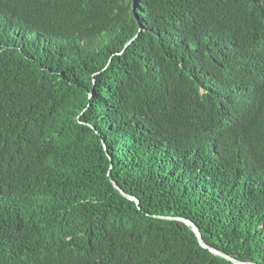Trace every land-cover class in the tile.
I'll return each instance as SVG.
<instances>
[{"label":"trees","instance_id":"16d2710c","mask_svg":"<svg viewBox=\"0 0 264 264\" xmlns=\"http://www.w3.org/2000/svg\"><path fill=\"white\" fill-rule=\"evenodd\" d=\"M159 216L264 264V0H0V264H234Z\"/></svg>","mask_w":264,"mask_h":264},{"label":"water","instance_id":"95a60500","mask_svg":"<svg viewBox=\"0 0 264 264\" xmlns=\"http://www.w3.org/2000/svg\"><path fill=\"white\" fill-rule=\"evenodd\" d=\"M134 39V38H133ZM131 39L128 43H126V46L133 40ZM112 183L114 184V186L122 193L123 196L135 201L137 204H139V200L137 197L125 192L118 184L116 181L112 180ZM159 217H162V218H167V219H174V220H179V221H182L184 222L185 224L191 226L192 230L194 231L199 243L201 246L209 249L211 252L217 254V255H220L221 257L223 258H226L227 260L233 262L234 264H254V263H251V262H245V261H241V260H238L228 254H225L221 251H219L218 249L214 248V247H211L209 245H207L204 240H203V237H202V234H201V231H200V228L198 227V225L196 223H194L193 221H191L190 219H187V218H183V217H176V216H159Z\"/></svg>","mask_w":264,"mask_h":264}]
</instances>
